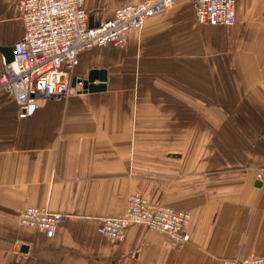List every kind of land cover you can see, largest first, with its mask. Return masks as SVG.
Segmentation results:
<instances>
[{"label": "crops", "instance_id": "1", "mask_svg": "<svg viewBox=\"0 0 264 264\" xmlns=\"http://www.w3.org/2000/svg\"><path fill=\"white\" fill-rule=\"evenodd\" d=\"M146 0H87L91 22ZM19 0H0V46L24 33ZM0 51V75L4 69ZM107 89L42 98L20 118L0 90V264H225L264 255V0H238L233 26L200 23L190 0L149 18L124 48L83 52L74 75ZM99 83V81H96ZM141 194L191 213L175 245L146 225L98 230ZM47 207L53 237L18 213ZM27 245L28 250L22 251Z\"/></svg>", "mask_w": 264, "mask_h": 264}, {"label": "built area", "instance_id": "2", "mask_svg": "<svg viewBox=\"0 0 264 264\" xmlns=\"http://www.w3.org/2000/svg\"><path fill=\"white\" fill-rule=\"evenodd\" d=\"M87 0H19L24 24L22 37L13 44L14 60L0 75V90L11 95L19 117H32L42 98H61L77 91L72 77L83 52L98 46L124 48L128 35L144 28L147 20L174 7L177 0H146L116 9L114 16L98 24L91 22ZM202 24L233 26L237 22L238 0H190ZM22 226L53 237L65 220L47 207L21 210ZM191 213L147 198L133 196L121 216L103 217L99 232L114 241L123 240L133 225L143 224L166 234L177 246L191 239ZM225 264H264V255H237Z\"/></svg>", "mask_w": 264, "mask_h": 264}, {"label": "water", "instance_id": "3", "mask_svg": "<svg viewBox=\"0 0 264 264\" xmlns=\"http://www.w3.org/2000/svg\"><path fill=\"white\" fill-rule=\"evenodd\" d=\"M0 51L3 53L7 63L14 60L13 46L2 47ZM108 71L106 69H92L86 78L74 75L72 77V86L76 87L78 84L83 86L84 92H99L107 89ZM99 81V83H96ZM28 250L27 245L22 246V251Z\"/></svg>", "mask_w": 264, "mask_h": 264}, {"label": "rangeland", "instance_id": "4", "mask_svg": "<svg viewBox=\"0 0 264 264\" xmlns=\"http://www.w3.org/2000/svg\"><path fill=\"white\" fill-rule=\"evenodd\" d=\"M135 195H139V196H142V197H145L144 195H141V194H134V195H132L131 197H130V199L133 197V196H135ZM145 198H147V197H145ZM130 199H129V201H130ZM148 199V198H147ZM149 201H151L150 199H148ZM129 201H128V203H129ZM153 202V201H152ZM127 206H128V204H127ZM127 208V207H126Z\"/></svg>", "mask_w": 264, "mask_h": 264}]
</instances>
